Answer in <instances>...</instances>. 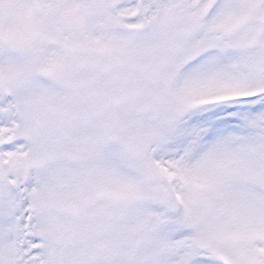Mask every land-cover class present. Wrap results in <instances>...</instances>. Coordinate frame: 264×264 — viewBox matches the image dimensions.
<instances>
[{
	"label": "snow or ice",
	"instance_id": "6c2138e0",
	"mask_svg": "<svg viewBox=\"0 0 264 264\" xmlns=\"http://www.w3.org/2000/svg\"><path fill=\"white\" fill-rule=\"evenodd\" d=\"M0 264H264V0H0Z\"/></svg>",
	"mask_w": 264,
	"mask_h": 264
}]
</instances>
